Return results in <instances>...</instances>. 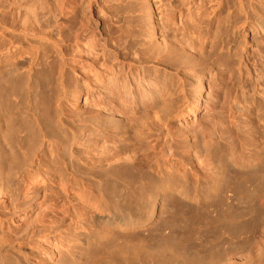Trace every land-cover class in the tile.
<instances>
[{
  "label": "bare ground",
  "instance_id": "obj_1",
  "mask_svg": "<svg viewBox=\"0 0 264 264\" xmlns=\"http://www.w3.org/2000/svg\"><path fill=\"white\" fill-rule=\"evenodd\" d=\"M42 1L31 0L28 4L25 3V6H21L22 8L13 9L9 17H0V94L5 97L4 99L10 95L14 82L11 70L15 66L13 65L11 69L12 65L9 62L15 55L25 51L34 55V61L42 60L47 54V49L43 45L45 42L52 45L56 54H61L64 41L73 35L75 45L85 40L96 42V39L99 48L97 46L93 50L94 53L102 52L104 56V48L108 47L101 40L100 36L103 35L96 32L94 23L89 20V16H92L91 0H52L54 11L58 15L57 18L59 17L53 23L54 27H51L49 20L43 18L48 3L43 5ZM172 1L150 0L147 2L146 16L148 34L155 40L161 38L159 40L162 43L174 49L176 45L174 46L173 42L169 43L171 39L178 33H185L190 27H194L198 32L196 42L198 51L203 49L205 43L211 41L212 52L223 40L222 34L225 32L222 30L226 31L228 25L234 23V26L241 28L264 26V12L253 5L251 0L246 2L238 0L231 9L226 6L224 0H175L179 1L178 6L173 5ZM75 26L78 27L77 32H73ZM179 50L183 52L182 56L187 57V52L183 48ZM112 51L113 59H120L118 48L115 47ZM200 56L199 53V57L195 58L194 55L187 60L192 66L198 67ZM137 61L136 59L135 62ZM135 62L126 64L120 60V70H114L112 64L106 66L111 70V76L106 79L107 84L113 85L106 88L105 95L109 100L107 104L110 106L111 103L114 106L116 101L119 104L112 109L97 103L94 114L98 117L117 112L121 120H135L136 116L142 114L141 112L152 110L158 100L166 97L165 94L168 92L164 82H152L147 78L148 72L145 69H138ZM158 65L154 66L155 72L160 73ZM179 79L183 81L182 77ZM174 94H178L175 99L179 100V95H185L184 88L180 87ZM95 97H98L97 93ZM100 97L102 98L101 95ZM91 99L94 101L96 98ZM185 99L187 105L182 106L188 109L185 112L183 107H178L180 114L176 113L180 116L179 120H186L189 110L195 114L199 96L195 103ZM8 101L0 103L4 106L9 104ZM6 111L1 113L4 114ZM44 117L42 116V122L46 125L48 121ZM165 126L167 128L163 129ZM165 126L162 128L158 125L156 131L146 134L79 137L71 135L69 143L78 146L80 155L75 154L73 148L69 146H65L62 151L57 149L58 152L53 145L50 146L51 149L48 148L50 152L47 150L50 155L46 151H44L46 154L39 155V151H36L42 147L40 138L35 140L24 135L21 137L23 140L19 139L27 145L24 161L27 166L24 167H21V161L13 148L14 138H11L8 132L12 129L7 131L5 126L2 127L5 129L2 131L4 141L2 138L0 140L8 147L5 149L10 151L3 155L10 153V159L8 158L7 167L0 168V264H204L207 260L201 256L204 250V253H209L208 259L216 258L217 256H213L210 250L214 241H218V231H238L242 227L247 229L252 224L250 221L253 219L250 218L241 221V218L247 216L246 212L251 213L250 209L245 210L246 207L245 209L242 207L241 212L240 209L235 212L232 203L234 200H241L247 204L245 201H249L247 200L249 187L246 184L258 175L263 177L261 173L264 171L263 166L262 170L259 169L260 166L257 167L259 170L256 172H253V166L249 168L251 172L247 170L234 172L230 166L244 169L241 167L242 163L239 165L233 158L229 163L225 160L227 164L224 161L219 162L218 157L216 159L212 156L220 149L212 148L218 147V140L216 145L213 139L204 140L202 135H190L187 132L178 139L180 144L185 143V153H181L168 125ZM99 137L103 138V142L102 145L96 146ZM191 138L193 142L190 144L199 152V155L197 151V154L193 153L194 156L198 155L195 156L194 162L202 164L201 156L204 155L208 162L207 168L202 165V168L194 166L188 161L189 157L195 158L190 156L186 147L190 146ZM48 144L52 143L48 141ZM90 145L93 146L92 151L88 148ZM0 148L4 149L2 146ZM52 152L56 154L54 157ZM34 156L37 159L36 166H33ZM56 156L63 168L54 166ZM2 157L0 167L2 164L5 165L2 163ZM80 161L87 162L90 169L99 168L106 172L105 179L99 181L102 187H93L84 182L86 179L83 181L73 177L77 165H82ZM135 180L142 184L143 187H139L143 193L139 192V183ZM115 189L118 191L117 194L114 193ZM139 201L149 204L147 209L144 211L136 209ZM249 206L247 204V208ZM6 213L14 215L13 219L19 216V223L24 222L27 231L5 233L3 229L6 225L4 215ZM214 236H217L215 240L212 239ZM209 261L211 263V260Z\"/></svg>",
  "mask_w": 264,
  "mask_h": 264
},
{
  "label": "rangeland",
  "instance_id": "obj_2",
  "mask_svg": "<svg viewBox=\"0 0 264 264\" xmlns=\"http://www.w3.org/2000/svg\"><path fill=\"white\" fill-rule=\"evenodd\" d=\"M0 1V14L2 15L4 13L7 15L3 14V16L0 17L5 18L9 17L13 9L22 8L21 6H25L31 0ZM43 1V5L48 3L45 6V12H47L44 13L45 15L43 18L49 20L51 27H54L53 23L59 18H57L58 15L54 11V2L52 0ZM149 1L150 0L90 1L92 16H89V20L94 23L96 32H100L103 35L100 36L102 38L101 40L105 43V46H108L104 48V56L102 52H93L97 46L99 48V43L96 39L95 41L97 43L92 40H85L75 45L73 35L67 37L64 41L61 54H56L51 47L52 45L45 42L43 45L47 49V54L42 60L39 59L34 61V55L25 51L15 55L14 58L10 60L9 63L12 65L11 69L15 66L11 70L14 82L11 87V92H9L10 95L8 94L9 96H7L6 99L0 94V102L3 101L4 103V101L10 100L8 102L9 104L11 103V106L6 104L7 106L4 105V108L3 104L0 103V113L7 110L4 114L1 113L2 117L0 114V121L2 122H0V125H2L0 126V131L12 129V132H8L11 138H14L13 142L15 144L13 143V148L16 156L21 161V167L27 166L24 164L27 145L23 144L24 141H20L23 140L21 137L24 135H28L30 139L35 140H39L40 138L39 142H42V147H38L39 149L36 151H39V155L46 154L48 148L52 145L55 147L56 151H62L67 146L72 147L73 152L80 155L78 146L74 143L70 144L71 141L69 138L71 135L79 137L80 135L146 134L156 131L158 125L162 128L168 125L174 137V142L176 145L178 144V149L181 153H185V143L180 144L178 139L181 135H184V132H187L190 133V135H202L204 140L213 139L216 145L218 140V147H212L213 149L220 148L218 149V153H216L218 156H215L216 154H212V156L216 159L218 157L219 162L227 161L229 163L234 158V161L239 165L242 163L241 167L244 169L230 166V169L234 172H239L240 170H247V172L253 170V172H256L259 169H264V165H262L264 164V26L261 28L255 26L241 28L240 26H234V23H232V27L228 25L226 31L225 29L222 30L223 33L225 32L222 34L223 40L219 43V46L217 45L214 48L215 51L212 50L213 53L210 52L211 41L205 43L203 49H201L200 52L198 51L196 43L198 41V32L194 27H190L185 33H178L179 36H176L177 39L176 37L171 39L169 43H174V46L176 45V49H174L170 45L162 43L161 40H159L161 38L158 37L159 39L155 40V38H152L148 34L146 8L148 6L147 2ZM173 1V5L175 4V6L180 4L179 1ZM237 1L238 0H224L226 6L230 9L233 8L234 3H237ZM244 1L246 2L249 0ZM251 3L258 6V9L264 12V0H251ZM47 6L50 7V9ZM238 17L240 18L239 15ZM77 28L78 27L75 26L73 32H77ZM207 29L210 30V28ZM18 45H20V43ZM23 46H25L24 43ZM8 47L10 46L8 45ZM11 47H13V45H11ZM115 47L120 51V59L118 60L113 59L112 49ZM109 48L112 49L109 50ZM179 48H183L187 52V57L181 55L183 52H180ZM174 50H177L178 53ZM199 53L201 54L200 64L198 67L196 65L192 66L187 59L194 55L195 58L197 56L199 57ZM94 54H96L95 57ZM136 59L140 62H135ZM120 60L126 64L135 62L134 64L138 69H145L148 72L147 78H150L152 82H164L168 92V94H165L166 97L158 100L152 110L141 112L142 114L136 116L135 120H121L118 118L117 112L113 115H110V113L107 115L103 114L104 116L101 117L94 114L97 103L101 106L107 105L108 108L112 109L115 108V105L119 104L118 101H116L117 103H114V106L111 105V103L110 106H108L109 100L106 98L105 94L106 88H108V86H113L107 84L106 79L111 76V70L106 66L112 64L111 66L114 70H120ZM73 64L75 67H72ZM156 65L160 67V73L155 72L154 66ZM239 68H242V70ZM1 73L4 75L3 72ZM120 74L121 73H119V75ZM237 74L239 75L237 76ZM180 77L183 78L182 82L179 79ZM101 83H103V86ZM180 87L184 88V96L190 99L189 101L192 100L195 103L196 98L199 96L195 114L193 115L189 110L187 111L188 115L186 116V120L180 119L181 121L179 120L180 116L178 114L180 113H178V107H183L187 105V103L185 104L186 99L183 95H179V100L175 99V96L178 94L174 93L176 90H179ZM96 93L98 97L101 95L103 99L101 97H95ZM91 97L96 99L93 101ZM193 102L192 104L194 105ZM93 103L95 106H93ZM192 104L191 106H193ZM6 107H9V109ZM183 108L185 112L188 109H185V107ZM102 111H104V108ZM42 116L48 121L46 125L42 122ZM130 121L133 122L131 123ZM7 126L11 128L8 129L9 127ZM2 127L5 129H2ZM166 128L165 126L163 129ZM1 132L0 139L2 138L1 140L4 141V134ZM48 141L52 144L49 145ZM102 142L103 138L99 137L96 146L102 145ZM192 142L193 138L190 139L189 144ZM0 146L4 147V149L0 148V157L3 156L1 159L2 163L5 164H2L0 167L2 169L3 166L7 167L6 164H8L7 161L10 159V153L3 155L9 151L5 149L8 148L5 142H2ZM186 147L191 154L190 156L195 157L196 155L194 156V152L199 155L197 148L193 147V144ZM88 148L92 151L91 149L93 146L90 145ZM50 149L48 152H50ZM48 152L47 154H49ZM55 155L56 154L52 152V156L54 157ZM5 157L7 158L6 160ZM196 157L193 159L189 157L188 161H191V164L194 166L202 165L204 168H207L206 166L208 165L206 164L208 162H206V157L204 155L201 156L202 164L196 160L197 163L194 162ZM32 158L34 160L33 166H36L35 163L37 159H35V156ZM84 162L85 161H80L82 165H77L80 171L76 167L75 171L77 173L74 172L73 177H77V179L80 178L81 180L83 179V181L86 179L84 182L86 184L89 183L88 185L91 184L93 187L101 186L99 181L105 179L106 172L99 170V168H96L98 170L90 169L88 163ZM54 166H62L59 159H57ZM5 167H3V169ZM250 167L252 170H250ZM205 171L207 172V169H205ZM263 172H261L263 174V179L258 175L256 176L257 178H253L252 181L250 180L251 182L249 181L246 184L249 187V198L247 199L249 201L245 202L250 205V208H247V204H244V201L241 200H234L232 203V208L236 210L235 212L239 209V212H241L245 207V210L250 209L249 212L251 211V213L248 214V212H246L247 216L241 218V221L242 219L250 218L253 219V221H250V224H252L247 229H244L241 225L242 228L238 229V231H218V241L214 239L217 236L212 238L215 240V243L213 247L211 245L212 249L210 250L213 256L216 255L218 258L214 257L208 259L209 253H204V250L201 252V254H203L201 256H204L203 258L208 260H206L204 264H264ZM75 174H77V176ZM78 174H85L84 177L86 178ZM204 176L206 177L207 175L205 174ZM255 180L259 184L258 186ZM137 181L138 180H135L136 183H139L138 187L140 186L142 188V184ZM253 185H256V188H254ZM119 186L121 185L119 184ZM140 187L139 192L143 193ZM116 191H114L115 194L118 193V191ZM147 206H149V204L139 201V206L136 207V209L144 211L147 209ZM254 210L255 212H253ZM4 215L6 225L3 230L5 233H11L13 231L24 233L25 230L27 231L24 222L19 223V216L13 219L14 215L8 214V216L7 213ZM22 226H24V228H21ZM243 234L245 236H243ZM222 235L225 236L223 237ZM209 260H211V263Z\"/></svg>",
  "mask_w": 264,
  "mask_h": 264
}]
</instances>
